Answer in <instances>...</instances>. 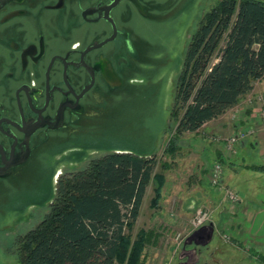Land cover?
<instances>
[{"label": "trees", "instance_id": "1", "mask_svg": "<svg viewBox=\"0 0 264 264\" xmlns=\"http://www.w3.org/2000/svg\"><path fill=\"white\" fill-rule=\"evenodd\" d=\"M263 76L264 0H215L187 48L164 155L174 159L187 132L238 104ZM76 151L79 159L86 156V150ZM172 162L110 151L83 169L61 173L50 212L18 241L20 264H143L155 234L133 230L151 184L150 205L159 209L163 170ZM253 168L264 171V165Z\"/></svg>", "mask_w": 264, "mask_h": 264}, {"label": "flooded vegetation", "instance_id": "2", "mask_svg": "<svg viewBox=\"0 0 264 264\" xmlns=\"http://www.w3.org/2000/svg\"><path fill=\"white\" fill-rule=\"evenodd\" d=\"M174 2L0 0V187L130 85L145 41L136 22ZM188 237L177 264H209L210 248Z\"/></svg>", "mask_w": 264, "mask_h": 264}, {"label": "rangeland", "instance_id": "3", "mask_svg": "<svg viewBox=\"0 0 264 264\" xmlns=\"http://www.w3.org/2000/svg\"><path fill=\"white\" fill-rule=\"evenodd\" d=\"M214 3L215 0H175L169 9L160 11V17L138 20L135 26L145 41L131 86L118 97L105 101L83 134L74 135L66 143L49 145L20 179L0 187V264H20L18 241L50 212L61 173L83 169L92 159L110 151L157 155L171 161L164 155V149L170 137L168 128L177 80L189 42ZM211 136L206 133L205 138ZM188 143L193 144L190 139ZM63 148L67 149L60 152ZM193 148L200 150L201 146L193 144ZM76 150H86V156L79 159L73 152ZM68 154L70 157L66 158ZM216 162L211 152L205 153L208 170ZM176 163L163 170L167 181L161 207L150 206L154 196L151 184L133 230L136 234L144 228L155 234L144 252L143 264H177L183 241L192 233L191 220L197 209H208L212 214L209 204L197 201L194 186L198 174L193 172L200 168V162L191 158L186 169L185 164ZM218 239L216 233L209 245L218 243ZM245 264L257 261L245 259Z\"/></svg>", "mask_w": 264, "mask_h": 264}, {"label": "crops", "instance_id": "4", "mask_svg": "<svg viewBox=\"0 0 264 264\" xmlns=\"http://www.w3.org/2000/svg\"><path fill=\"white\" fill-rule=\"evenodd\" d=\"M257 93H264V76L238 104L206 122L196 132H187L178 155L170 159L172 167L179 162L185 164L184 169L191 158L195 163L200 162V168L193 172L198 174L194 186L197 201L212 207L211 220L206 224L212 223L214 235H219L218 243L207 244L213 252L209 264H245V259L264 264V171L253 168L254 165H264V123L259 118L257 103L247 100ZM239 129H252L253 133L236 144L235 152L222 141L205 138L206 133L227 137ZM189 139L201 146L200 150L193 148V144L188 143V146ZM206 152H211L216 161L222 162L223 182L238 192L240 201L237 204L228 202L224 193L211 185V171L204 163ZM164 197L165 193L162 199ZM195 230L191 229V232Z\"/></svg>", "mask_w": 264, "mask_h": 264}, {"label": "built area", "instance_id": "5", "mask_svg": "<svg viewBox=\"0 0 264 264\" xmlns=\"http://www.w3.org/2000/svg\"><path fill=\"white\" fill-rule=\"evenodd\" d=\"M249 103H257L259 106V118L264 123V93H257L248 97ZM253 133L252 129H239L237 132L229 136H216L212 135L214 141H222L225 143L228 149L235 152V146L237 143L248 137ZM212 139V140H213ZM210 180L212 185L224 193L225 199L232 203L237 204L240 201V196L236 190L232 187L227 186L223 182V164L220 161H217L211 169ZM212 214L208 209L198 208L196 215L191 220L192 230L197 229L211 220Z\"/></svg>", "mask_w": 264, "mask_h": 264}, {"label": "water", "instance_id": "6", "mask_svg": "<svg viewBox=\"0 0 264 264\" xmlns=\"http://www.w3.org/2000/svg\"><path fill=\"white\" fill-rule=\"evenodd\" d=\"M118 78L120 81H122L120 77ZM214 233H215V227L212 223H209L193 231L188 238H193L195 236H198L201 239V244L205 246L209 244V242L212 240Z\"/></svg>", "mask_w": 264, "mask_h": 264}, {"label": "bare ground", "instance_id": "7", "mask_svg": "<svg viewBox=\"0 0 264 264\" xmlns=\"http://www.w3.org/2000/svg\"><path fill=\"white\" fill-rule=\"evenodd\" d=\"M74 152H75V151H74ZM76 152H77V151H76ZM78 152H80V151H78ZM61 157H64V156H61ZM54 158H55V157H54ZM66 158H67V157H66ZM66 158H65V159H66ZM60 159H61V158H60ZM73 161H74V160H73ZM55 164H56V163H55ZM55 164H54V165H55ZM23 209H24V208H23ZM19 210H21V209H19ZM21 211H23V210H21ZM17 213H18V212H17ZM8 216H9V215H8ZM9 218H10V217H9ZM2 223H3V222H2Z\"/></svg>", "mask_w": 264, "mask_h": 264}]
</instances>
